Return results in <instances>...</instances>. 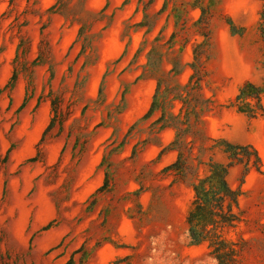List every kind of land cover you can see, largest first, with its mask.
<instances>
[{
  "label": "rangeland",
  "instance_id": "obj_1",
  "mask_svg": "<svg viewBox=\"0 0 264 264\" xmlns=\"http://www.w3.org/2000/svg\"><path fill=\"white\" fill-rule=\"evenodd\" d=\"M263 4L0 0V264H218L185 215L208 157L227 160L221 140L261 157L242 183L228 173L243 221L227 237L236 264H264V115L231 105L264 84ZM196 45L200 114L177 171L176 129L156 120L178 113Z\"/></svg>",
  "mask_w": 264,
  "mask_h": 264
},
{
  "label": "trees",
  "instance_id": "obj_2",
  "mask_svg": "<svg viewBox=\"0 0 264 264\" xmlns=\"http://www.w3.org/2000/svg\"><path fill=\"white\" fill-rule=\"evenodd\" d=\"M227 23L231 31L235 29L233 22ZM259 33L264 40V4L259 12ZM194 47V60L191 63L193 72L187 82L175 94V98L181 101L177 114L171 116V120H159L161 126H171L176 129L177 136L171 141L172 147L177 150L176 159L166 166L177 171L184 168V155L182 148L185 141L179 137L186 132L191 125L189 116L196 118L200 114V108L194 101V93L200 89L201 74L200 51ZM183 91V92H181ZM264 84H256L252 81H244L234 95L231 105L236 111L250 118L264 115ZM151 108L148 109V113ZM185 116V120H175L179 114ZM222 151L226 154V162L214 160L211 156L206 162L207 172L197 178L192 184V197L185 215L187 233L191 242H206L208 254L218 264H236L241 252V239L233 240L227 237V233L237 227L243 221L242 210L239 206L241 190L232 187L228 181V173L233 166H241L240 183L244 176L251 170L260 171L261 157L257 149L249 144L232 143L226 140L218 142Z\"/></svg>",
  "mask_w": 264,
  "mask_h": 264
}]
</instances>
